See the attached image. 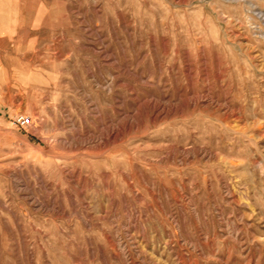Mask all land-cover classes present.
Masks as SVG:
<instances>
[{"label":"rangeland","instance_id":"obj_1","mask_svg":"<svg viewBox=\"0 0 264 264\" xmlns=\"http://www.w3.org/2000/svg\"><path fill=\"white\" fill-rule=\"evenodd\" d=\"M37 3L0 40V264H264V0Z\"/></svg>","mask_w":264,"mask_h":264},{"label":"crops","instance_id":"obj_2","mask_svg":"<svg viewBox=\"0 0 264 264\" xmlns=\"http://www.w3.org/2000/svg\"><path fill=\"white\" fill-rule=\"evenodd\" d=\"M0 3L8 7L11 5V8L0 10L2 18L5 17L6 20L4 29L0 30V40L7 43L9 39H18L23 36L24 24L32 28L38 15V3L37 0H0Z\"/></svg>","mask_w":264,"mask_h":264},{"label":"built area","instance_id":"obj_3","mask_svg":"<svg viewBox=\"0 0 264 264\" xmlns=\"http://www.w3.org/2000/svg\"><path fill=\"white\" fill-rule=\"evenodd\" d=\"M15 124L23 129H29L33 125V119L30 116L21 115L15 120Z\"/></svg>","mask_w":264,"mask_h":264}]
</instances>
